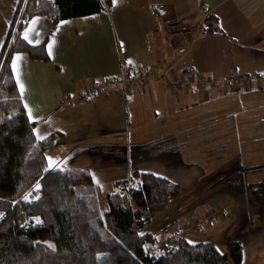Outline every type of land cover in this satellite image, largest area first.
<instances>
[{
  "label": "crops",
  "instance_id": "1",
  "mask_svg": "<svg viewBox=\"0 0 264 264\" xmlns=\"http://www.w3.org/2000/svg\"><path fill=\"white\" fill-rule=\"evenodd\" d=\"M20 1L0 0V51ZM208 15L222 34H201ZM23 37L46 43L48 60L18 53L12 71L37 141L57 136L49 168L88 170L106 195L133 171L169 180L182 195L168 207L177 219L167 232L228 257V242L240 241L241 264H264V87L173 93L150 79L83 99L124 72L167 67L176 77L194 70L264 78V0H112L98 14L56 25L34 17ZM209 210L215 215L198 233L182 230L178 218Z\"/></svg>",
  "mask_w": 264,
  "mask_h": 264
},
{
  "label": "trees",
  "instance_id": "2",
  "mask_svg": "<svg viewBox=\"0 0 264 264\" xmlns=\"http://www.w3.org/2000/svg\"><path fill=\"white\" fill-rule=\"evenodd\" d=\"M112 0H21L0 51V264H241L243 245L230 241V256L212 243L153 252L158 238L149 229L153 215L181 196V188L151 173L133 171L115 182L100 208L101 188L88 170H51L46 152L56 135L35 138L15 82L12 61L18 53L47 58L46 43L28 44L23 31L45 16L54 25L88 17ZM219 20L208 15L201 34H222ZM132 75V74H131Z\"/></svg>",
  "mask_w": 264,
  "mask_h": 264
},
{
  "label": "built area",
  "instance_id": "3",
  "mask_svg": "<svg viewBox=\"0 0 264 264\" xmlns=\"http://www.w3.org/2000/svg\"><path fill=\"white\" fill-rule=\"evenodd\" d=\"M181 30L184 33H189L190 27L188 25H183ZM150 79L165 80L169 90L173 93L193 91L204 93L218 87H221L225 93H232L245 89H261L264 87V78L258 75L246 76L240 74H230L223 79H217L203 77L194 70H187L176 77L174 68L167 67L163 72H155L150 70L144 73H135L134 75L124 72L118 79L105 81L95 85L84 95L83 99L86 100L97 94L103 93L115 85H122L125 89L131 90V88L137 84ZM206 219L209 220V217H206ZM159 242L160 247L177 246L174 240H168L164 237L161 238Z\"/></svg>",
  "mask_w": 264,
  "mask_h": 264
},
{
  "label": "rangeland",
  "instance_id": "4",
  "mask_svg": "<svg viewBox=\"0 0 264 264\" xmlns=\"http://www.w3.org/2000/svg\"><path fill=\"white\" fill-rule=\"evenodd\" d=\"M104 1H107V0H104ZM106 5H109V4L106 3ZM256 89H259V88H256ZM51 170H53V169H51ZM215 181H217V177H214V178L210 179L209 183L213 184ZM197 189H199V188H197ZM107 193H109V192H107ZM181 193H182V191H181ZM230 197H237V196L236 195H231ZM230 197H227V198H230ZM168 207L166 208V210L157 213L158 215L153 218V221H152V223L150 224V227H149V229L152 230L155 233L156 237L158 238L157 244L154 245V247H153V248L156 249V252L160 251L161 247L159 246V244H160L159 240L161 238L164 237V238H167L168 240H172V241L174 240L175 243H176L177 238H179V237H174L173 234L169 233V232H173V231L167 232L166 224L168 222L172 221V220L177 219V217H173L172 215H170L171 212L169 211ZM100 208H101L102 213H104L105 211L108 210V206H107V203H106L105 191L103 193H101V195H100ZM177 210H178L177 211L178 214H181V213L185 212L184 208H182V209L179 208ZM184 214H188V211L183 213V215ZM212 215H215V212L209 210V211L205 212L204 214H197V215L195 214V215H191L187 219L186 218H184V219L178 218V220H179V222H182L181 225H182V230L184 232H186V233L187 232L188 233H198V231L200 229V225L202 223H206V222L212 220L211 219ZM206 217H209V220H207Z\"/></svg>",
  "mask_w": 264,
  "mask_h": 264
}]
</instances>
